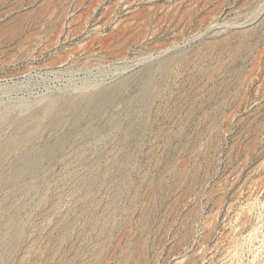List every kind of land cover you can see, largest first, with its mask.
Returning a JSON list of instances; mask_svg holds the SVG:
<instances>
[{
	"label": "rangeland",
	"instance_id": "374dc122",
	"mask_svg": "<svg viewBox=\"0 0 264 264\" xmlns=\"http://www.w3.org/2000/svg\"><path fill=\"white\" fill-rule=\"evenodd\" d=\"M0 264H264V0H0Z\"/></svg>",
	"mask_w": 264,
	"mask_h": 264
}]
</instances>
